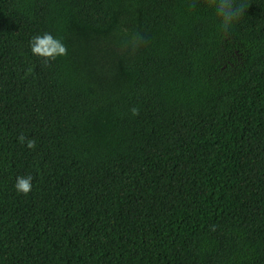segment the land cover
<instances>
[{
    "label": "trees",
    "instance_id": "trees-1",
    "mask_svg": "<svg viewBox=\"0 0 264 264\" xmlns=\"http://www.w3.org/2000/svg\"><path fill=\"white\" fill-rule=\"evenodd\" d=\"M191 2L0 0V264H264V0Z\"/></svg>",
    "mask_w": 264,
    "mask_h": 264
},
{
    "label": "clouds",
    "instance_id": "clouds-1",
    "mask_svg": "<svg viewBox=\"0 0 264 264\" xmlns=\"http://www.w3.org/2000/svg\"><path fill=\"white\" fill-rule=\"evenodd\" d=\"M205 2L209 8L215 9L216 15L218 18H220L221 21V30L224 32H227L229 30L233 22L243 14L246 8V5L242 2V0H205ZM196 4L197 0H192L188 7L195 8ZM30 50L32 55L41 58L42 63L45 65H47L50 61H54L57 57L67 54L66 46L60 40L54 38L50 33H45L42 36L37 35L33 37L30 41ZM132 114L138 115V110L133 108ZM91 136H94V134ZM24 139L25 138L23 136L20 137L21 142H23ZM65 140L68 143H73L68 137H65ZM96 140L97 137L93 138L91 140V143L97 146ZM66 141H64V143L67 146H70ZM27 146L29 148H34L35 141L28 140ZM133 159V155L129 156L127 158V163L135 164V161H133ZM32 179L33 178L30 175L17 177V182L15 184L17 192L23 193L25 195L28 194L32 188Z\"/></svg>",
    "mask_w": 264,
    "mask_h": 264
}]
</instances>
